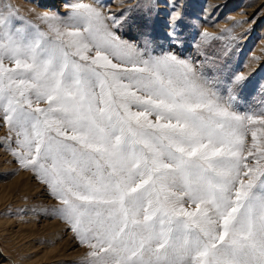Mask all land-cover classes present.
Segmentation results:
<instances>
[{
	"label": "snow or ice",
	"instance_id": "1",
	"mask_svg": "<svg viewBox=\"0 0 264 264\" xmlns=\"http://www.w3.org/2000/svg\"><path fill=\"white\" fill-rule=\"evenodd\" d=\"M65 7L39 14L45 31L0 0V113L87 264H264V111L146 56L95 5Z\"/></svg>",
	"mask_w": 264,
	"mask_h": 264
},
{
	"label": "rangeland",
	"instance_id": "2",
	"mask_svg": "<svg viewBox=\"0 0 264 264\" xmlns=\"http://www.w3.org/2000/svg\"><path fill=\"white\" fill-rule=\"evenodd\" d=\"M42 30L43 12L66 16L65 5L90 3L122 20L114 29L145 55L172 53L196 66L240 114L264 111V0H3ZM173 12L182 16L178 39L168 33ZM207 33V36L202 35ZM219 37V38H217ZM116 62V61H114ZM5 63H8L5 61ZM243 74L241 85L233 77ZM44 103L40 107H45ZM15 132L0 113V264H87L86 246L51 210L60 202L36 172L12 155ZM251 143V135L247 138Z\"/></svg>",
	"mask_w": 264,
	"mask_h": 264
}]
</instances>
